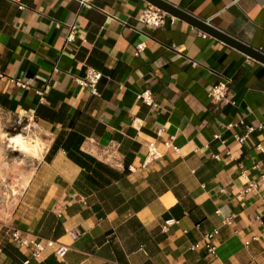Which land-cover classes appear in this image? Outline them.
Listing matches in <instances>:
<instances>
[{
    "label": "crops",
    "instance_id": "0c3cea01",
    "mask_svg": "<svg viewBox=\"0 0 264 264\" xmlns=\"http://www.w3.org/2000/svg\"><path fill=\"white\" fill-rule=\"evenodd\" d=\"M163 1L264 53V0ZM20 2L0 0V109L48 140L0 222V264L29 258L10 229L66 248L29 264H264V64L184 20L143 25L146 0ZM90 70L96 94L75 80ZM216 229L215 257L192 249Z\"/></svg>",
    "mask_w": 264,
    "mask_h": 264
},
{
    "label": "built area",
    "instance_id": "2783aa9c",
    "mask_svg": "<svg viewBox=\"0 0 264 264\" xmlns=\"http://www.w3.org/2000/svg\"><path fill=\"white\" fill-rule=\"evenodd\" d=\"M16 2L18 4V7L20 9H24L25 5H23L20 0H9ZM94 2L95 0H79V3L81 7L87 8V9H93L94 8ZM177 20L176 17L169 15L168 13L160 10L159 8L149 5L141 14L139 17V22L143 25H147L154 28H160L166 25L168 21L171 23H174ZM61 25V23L59 24ZM68 27V34L66 36V44H71L76 40V31L77 27L76 25H70ZM144 50L143 44L138 45L136 47V55H139ZM102 78V74L95 70H90L86 73L84 77H76V82L82 86V87H88L91 88L92 92L94 94L97 93V84ZM16 84L20 87H28L27 83H24L22 80L17 79L15 80ZM229 85L230 81H219L214 87H212L209 95L212 98L213 102L216 104H223L226 101H228V96L230 94L229 92ZM48 89L45 90H39L37 93L41 97V101L44 102L45 98L44 95L47 93ZM139 101H142L144 104L148 106H155V99L152 96L150 91H144L140 93L137 96ZM251 130V129H250ZM218 138V137H217ZM236 141H238L240 144L244 143L246 140V136H239L235 135ZM158 154L154 150L153 147L150 148L148 155L145 160V164H148L151 160L157 159ZM253 187V186H252ZM233 218L228 217L224 219V223L228 225H232ZM175 221H167L165 228L167 229L171 224H173ZM197 228L199 226L197 225ZM219 231L216 229L211 233L205 234L203 236V239L205 241V244L202 246L200 243H196L192 246V249L198 250L202 247L206 248L210 256H216L217 255V246L214 243V238L216 235H218ZM10 238L12 242L19 247L20 249H24L28 251L29 258L25 261V264H29L32 259L38 260L42 257V253L45 251V249H53V254L61 257L64 256L66 253V248L57 242L54 241H47L46 243H42L38 241L37 239L30 237L29 235L23 234L18 229H10L9 230ZM258 238H254L253 240H257ZM250 242H246V246H248Z\"/></svg>",
    "mask_w": 264,
    "mask_h": 264
},
{
    "label": "rangeland",
    "instance_id": "374dc122",
    "mask_svg": "<svg viewBox=\"0 0 264 264\" xmlns=\"http://www.w3.org/2000/svg\"><path fill=\"white\" fill-rule=\"evenodd\" d=\"M23 136L29 143L39 142L37 156L21 152L10 139ZM48 140L28 115L11 114L0 109V222L9 219L12 211L42 160Z\"/></svg>",
    "mask_w": 264,
    "mask_h": 264
},
{
    "label": "water",
    "instance_id": "95a60500",
    "mask_svg": "<svg viewBox=\"0 0 264 264\" xmlns=\"http://www.w3.org/2000/svg\"><path fill=\"white\" fill-rule=\"evenodd\" d=\"M150 5L159 8L160 10L168 13L171 16L176 17L177 19L184 20L185 22L189 23L190 25L200 29L201 31L209 34L210 36L224 42L225 44L229 45L230 47L246 54L247 56L251 57L255 61H258L264 64V53L255 49L236 38L224 33L211 25L201 21L189 13L181 10L178 7L170 5L169 3L163 0H146Z\"/></svg>",
    "mask_w": 264,
    "mask_h": 264
},
{
    "label": "bare ground",
    "instance_id": "6f19581e",
    "mask_svg": "<svg viewBox=\"0 0 264 264\" xmlns=\"http://www.w3.org/2000/svg\"><path fill=\"white\" fill-rule=\"evenodd\" d=\"M11 144L19 148L21 152L37 156L39 154L40 144L39 142L29 143L23 136L18 135L10 139Z\"/></svg>",
    "mask_w": 264,
    "mask_h": 264
}]
</instances>
